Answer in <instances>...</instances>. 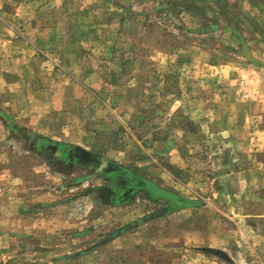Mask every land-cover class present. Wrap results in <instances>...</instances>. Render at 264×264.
<instances>
[{"label": "rangeland", "instance_id": "obj_1", "mask_svg": "<svg viewBox=\"0 0 264 264\" xmlns=\"http://www.w3.org/2000/svg\"><path fill=\"white\" fill-rule=\"evenodd\" d=\"M44 1L47 4L49 0ZM87 3L92 13L108 6L141 11L145 13L141 19L158 23L174 45L187 42L195 47L200 39L221 57L235 54L238 63L253 62L264 67V0H87ZM48 11L44 19L50 20ZM182 23L188 27H182ZM28 30L22 28V0H0V170L8 169L10 180L31 179L43 190L53 189L60 204L59 215L69 216L74 228L72 232L60 229V235L55 236L58 251L55 248L42 253L8 246L0 252V264H209L208 259L227 264L206 249L200 258L197 253L202 252L181 242H172L173 250L164 249L163 244V238L170 234L169 227L172 233H176L180 224L191 227L192 218L197 220L194 210L201 206L180 190L185 177L168 163L166 156L169 136H176L171 141L178 144L179 130L194 132L197 126L192 121L194 113L180 103V98L187 94L186 84L193 85L195 81L187 79L185 73L174 74L176 64L179 68L186 67L189 57L184 56L172 69L168 68L159 91H150L151 77L139 76L135 81L133 77V83H139L138 90L127 92L130 77L116 74L112 62L105 76L70 79L60 75L56 71L60 65L56 52L62 50V45L50 43V28L42 29L43 43L35 42L36 36L28 35L31 32ZM101 33L96 28L93 34L98 37ZM98 46L90 50L96 51ZM146 49L149 50L139 47L140 52ZM20 78L25 80L21 97L7 89L10 83L22 85V81L18 82ZM250 83L248 74L238 77L235 85L238 98H258L250 92ZM57 85L63 93L58 94ZM165 92L166 95L173 92V98H166ZM68 97L72 102L67 103ZM62 99L63 105L58 102ZM40 120L44 123L40 124ZM261 126L264 127V122ZM30 132L50 141L35 139ZM55 141L74 148L66 151V159L55 154L52 144ZM35 147L39 151H31ZM80 151L96 155L77 156ZM201 172L205 178L210 177L206 166ZM254 194L264 198V190ZM249 206L264 211L262 203ZM180 210L184 213L182 220H175L172 215ZM178 220L182 222L179 224ZM223 220L224 226L228 222V227L234 230L240 225L224 217ZM197 223L204 225L207 220ZM223 225L217 226L225 229ZM243 226L264 230V220L254 218ZM153 233L154 242L150 239ZM255 239L256 244L258 237ZM233 241L234 248L228 254L234 255L235 264H264V244L243 250L249 246L241 232H236ZM221 253L225 256L227 251ZM244 258L247 263L242 262Z\"/></svg>", "mask_w": 264, "mask_h": 264}, {"label": "crops", "instance_id": "obj_2", "mask_svg": "<svg viewBox=\"0 0 264 264\" xmlns=\"http://www.w3.org/2000/svg\"><path fill=\"white\" fill-rule=\"evenodd\" d=\"M90 8L87 0H49L47 4L44 0H22V28L30 29L27 34L36 36L34 41L37 43L44 42L40 39L42 29L50 28V43L62 45V50L56 52V61L60 63L56 71L60 75L70 79L76 76H105L112 62V70L116 74L130 77L127 92L138 90L139 83H133V77L135 81L139 76L151 77L150 91H159L168 68L172 69L181 58L189 57L186 67L179 68L176 64L174 74L180 76L185 73L189 76L187 79L195 81L193 85H190L192 82L186 84L187 94L180 98V103L189 113H194L192 121L197 126L194 132L179 130L178 144L171 141L176 136H169L166 148H170L166 156L168 163L185 177L180 183V190H184L190 200L201 203L195 208L194 216L203 223L207 220V223L198 224L193 217L192 226L184 227L180 224L183 210L173 213L175 220L181 219L178 220L180 227L176 233H172L169 227L168 238H163L164 249L173 250L172 242L178 241L183 246L202 252L197 253L200 258L206 253L205 249L219 253L227 251L225 256L221 253L220 259L227 264H235L234 255L230 256L228 251L234 248L236 232H241L248 242L249 248L243 250L264 244L262 228L243 226L247 220H264L262 209L255 211L249 206L251 203L264 205V198L254 194L264 190V127L261 126L264 122V67L253 62L250 65L238 63L235 54L221 57L217 50L208 49L200 39L195 47L187 42L174 45L172 38L158 23L141 19L145 17L141 11L128 10L125 6L115 9L108 6L92 13ZM46 10L51 12L50 20L44 19ZM182 24V27H188ZM96 28L102 32L98 37L93 34ZM95 45H99L96 51L90 50ZM139 47L149 50L140 52ZM189 47L195 51H190ZM243 74L250 76L249 90L258 97H252L254 101L236 96V80ZM21 81L22 85L18 87L15 83L8 84L9 92H18L21 97L25 80H18L19 84ZM57 86L58 94L63 93V89ZM172 93L166 95L165 92L164 95L172 99ZM70 101L72 99L68 97L67 103ZM58 102L65 104L64 99ZM43 123L44 120H40V124ZM30 134L35 139L48 140L39 133ZM208 141L212 145L208 146ZM58 142L52 143L56 152L53 153L64 155L66 159V151L74 148L66 146L69 143ZM30 149L39 151L36 147ZM82 153L88 157L96 155L87 151ZM89 159L88 162L91 161ZM204 166L211 172L208 178L201 172ZM9 174L6 168L0 170V252L8 246L42 253L52 251L58 246L54 238L60 235V229L73 231V220L59 215L60 204L53 189L43 190L31 179L10 180ZM223 217L240 223L237 230L229 228L228 222L224 226ZM218 224L225 229L218 228ZM256 237L258 242L255 244L253 240ZM155 238L153 233L150 239L154 242ZM55 250L58 251V248ZM247 261V258L242 259L244 263ZM206 263L221 264L209 259Z\"/></svg>", "mask_w": 264, "mask_h": 264}, {"label": "water", "instance_id": "obj_3", "mask_svg": "<svg viewBox=\"0 0 264 264\" xmlns=\"http://www.w3.org/2000/svg\"><path fill=\"white\" fill-rule=\"evenodd\" d=\"M206 251L209 252V253H212L214 255H217V256L221 257V254L219 252H216V251H213V250H210V249H206Z\"/></svg>", "mask_w": 264, "mask_h": 264}, {"label": "flooded vegetation", "instance_id": "obj_4", "mask_svg": "<svg viewBox=\"0 0 264 264\" xmlns=\"http://www.w3.org/2000/svg\"><path fill=\"white\" fill-rule=\"evenodd\" d=\"M194 1H199V0H194ZM202 1H205V0H202ZM60 150H62V149H60ZM67 151H68V150H67ZM68 152H69V151H68ZM68 152H67V153H68ZM78 155H79V156L82 155L83 157H84V156H87V155H85L84 153H82V151L78 152V153H77V156H78ZM84 158H85V157H84Z\"/></svg>", "mask_w": 264, "mask_h": 264}, {"label": "trees", "instance_id": "obj_5", "mask_svg": "<svg viewBox=\"0 0 264 264\" xmlns=\"http://www.w3.org/2000/svg\"><path fill=\"white\" fill-rule=\"evenodd\" d=\"M199 1H202V0H199Z\"/></svg>", "mask_w": 264, "mask_h": 264}]
</instances>
